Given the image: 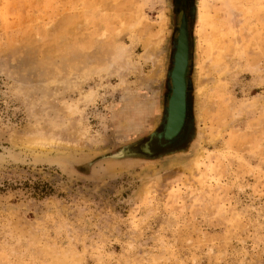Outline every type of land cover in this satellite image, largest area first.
<instances>
[{"label":"rangeland","instance_id":"1","mask_svg":"<svg viewBox=\"0 0 264 264\" xmlns=\"http://www.w3.org/2000/svg\"><path fill=\"white\" fill-rule=\"evenodd\" d=\"M192 7L189 139L147 153ZM0 264H264V0H0Z\"/></svg>","mask_w":264,"mask_h":264},{"label":"water","instance_id":"2","mask_svg":"<svg viewBox=\"0 0 264 264\" xmlns=\"http://www.w3.org/2000/svg\"><path fill=\"white\" fill-rule=\"evenodd\" d=\"M195 14H196L195 7H192L191 11L189 12H184L182 14L181 23L179 25V31L177 35V41H176V48L173 53L174 61H173L172 69L169 71V74H168L169 79H170L171 94L168 97V100L166 103V116H165L166 121L164 123V130L162 132H158L154 134L159 139L161 145H167V144L172 143L178 138V136H180L183 133L184 130L192 127V125H190V123L187 122L185 129L181 131L178 134V136L175 137V134L169 135L167 133L169 125L172 124L171 109L173 107V104L176 98H178V96L179 97L182 96L184 100V115L186 116V113L189 112L190 103L188 101V89L190 85L187 79V72L190 66V60L192 58V48L194 44L192 38L190 37V27L194 25ZM184 39H186L188 42L187 48L185 51V57H184L182 64H180V67L179 68L177 67L176 69V63H177V60H178V57L181 51V40H184ZM176 71L178 72L176 73ZM179 71H180V75H179ZM186 98H187V103H186ZM187 118H188V113H187ZM162 140H165V142H162ZM143 148L145 152L153 153V151L150 149L149 143H146Z\"/></svg>","mask_w":264,"mask_h":264},{"label":"bare ground","instance_id":"3","mask_svg":"<svg viewBox=\"0 0 264 264\" xmlns=\"http://www.w3.org/2000/svg\"><path fill=\"white\" fill-rule=\"evenodd\" d=\"M178 22H180V21H178ZM187 44H188V42H187L186 39L181 40V51H180V55H179L177 63H176V69H177V67L178 68L180 67V64H182V62L184 60ZM154 48L150 44H148L146 46L145 51L143 52L144 53L143 56H144V58L145 57L146 58L149 57V59H150V55H152V56L154 55L156 57L154 70H153V76H155V75L158 76V75L161 74L162 67H163L162 66V58L159 57V55H157L156 53L154 54V51H153ZM146 58H145V60H146ZM173 61H174V58H173ZM172 65H173V62H172ZM177 72L178 71H176V73ZM179 75H180V71H179ZM186 103H187V98H186ZM187 113H186V116H185L184 115V100H183V97L182 96L181 97L178 96V98H176V100H175V102L173 104V107L171 109V114H172L171 121H172V124L169 125L168 132H167L169 135L175 134V137H176V136H178V134L181 131H183L185 129L186 123H187V120H188ZM71 142H73V141H71ZM21 143L23 145H25L27 148L40 149V150L49 148L51 145H54V144L55 145L58 144L59 146H63V147L67 146V144L65 142H63V141L61 142L60 140H57V139H54V138H50V137H46V136H39V135L38 136L37 135L36 136H32L31 135V136L25 138L24 140H22ZM67 147H65V148H67Z\"/></svg>","mask_w":264,"mask_h":264},{"label":"flooded vegetation","instance_id":"4","mask_svg":"<svg viewBox=\"0 0 264 264\" xmlns=\"http://www.w3.org/2000/svg\"><path fill=\"white\" fill-rule=\"evenodd\" d=\"M165 116H166V114H165ZM188 120H189V117H188ZM187 120V122H190V121H188ZM165 121H166V119H165ZM165 123V122H164ZM164 130V124L162 125V127H161V129L158 131V132H162ZM185 131V130H184ZM158 132H156V133H158ZM156 133H154V134H156ZM153 134V137L152 138H150L149 139V146H150V149L152 148L154 151H155V149H156V144H158L159 143V150H157V152H159V151H162V150H167V149H173V148H179V147H182L183 145H185L186 144V142L188 141V139L189 138H186L187 140L184 142V143H180V142H175V141H173L172 143H170V144H167V145H161L160 144V141H159V139L157 138V136L156 135H154ZM190 137V136H189ZM162 142H165V140H162ZM151 149V150H152ZM161 149V150H160ZM152 150V151H153Z\"/></svg>","mask_w":264,"mask_h":264}]
</instances>
